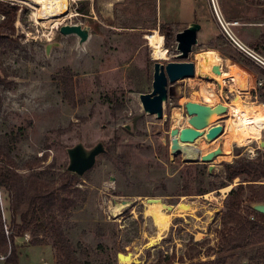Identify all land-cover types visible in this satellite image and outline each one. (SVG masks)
Wrapping results in <instances>:
<instances>
[{"label": "rangeland", "instance_id": "1", "mask_svg": "<svg viewBox=\"0 0 264 264\" xmlns=\"http://www.w3.org/2000/svg\"><path fill=\"white\" fill-rule=\"evenodd\" d=\"M4 1L20 10L15 21L18 35L0 42V73L5 79L0 82V145L19 164V173L26 179L44 170L45 176L56 178L68 169L70 147L81 143L91 149L103 143L106 148L95 166L81 176L77 206L61 217L77 257L94 264H152L159 250L168 254L187 251L190 237L209 238L210 245L217 247L227 197L241 183L240 178L227 182L233 185L227 192L216 188L225 180L223 162L233 161L237 152L255 157L258 149L264 151L260 148L264 130L261 140L232 143L231 154L221 153L211 172L210 164L184 163L181 155L170 153V130L188 124L187 101H222L216 94L220 92L217 81L196 73L169 82L163 118L146 112L140 100L142 93L153 90L156 61L182 60L176 33L189 23L214 17L212 24L199 31L187 60L197 64L218 53L209 49L210 44L229 43L215 16L213 0H89L87 14L79 8L88 0H70L72 16L61 25L90 26V37L83 45L78 35L62 34L61 25L51 28L38 23L30 4ZM214 1L236 37L264 57V45L257 40L264 31V0ZM191 6L197 10L192 18L188 16ZM156 33L164 36L168 49L164 60L153 56L149 37ZM167 34L172 37L169 46ZM244 98L257 100L253 94ZM230 133L226 126L222 146ZM28 160L33 169L22 167ZM200 189L205 193L197 194ZM6 196L0 187V206L8 222ZM151 197L167 206L193 207L172 215L169 228L161 232L145 213ZM118 203L129 205L115 215ZM248 204V200L243 202L242 212ZM261 225L263 230L254 243L230 252L227 264H264V222ZM38 236L45 241L33 243L30 232L17 239L20 263L57 264L52 238L43 232ZM120 254H131L135 261L124 263ZM0 264H6L2 254Z\"/></svg>", "mask_w": 264, "mask_h": 264}, {"label": "trees", "instance_id": "2", "mask_svg": "<svg viewBox=\"0 0 264 264\" xmlns=\"http://www.w3.org/2000/svg\"><path fill=\"white\" fill-rule=\"evenodd\" d=\"M19 10V6L0 0V15L3 16L0 20V42L18 35L15 21ZM79 10L87 14L90 2L87 1L86 6ZM171 40V35L167 34V46ZM4 80L0 73V82ZM32 165L28 160L22 167L33 169ZM223 165L225 180L216 184V188H223L228 185L227 182L232 183L237 178L241 179V183L227 197V208L220 220L218 246H211L209 238L195 240L190 237L186 242L187 251L177 254L174 250L168 254L159 250L152 264H227L230 252L251 245L260 235L264 214L254 210L251 204L264 202V151L258 149L255 157L237 152L233 161H224ZM19 167L9 151L0 145V187L7 194L8 201V222L0 206V255L5 256V263L21 264L18 238L30 232L33 243L41 244L45 240L38 235L43 232L52 238L57 264H94L77 257L61 219L77 206L81 192L77 185L82 180L81 176L67 169L58 177L50 178L42 170L32 172L25 179L19 173ZM203 191L200 189L197 194L205 193ZM246 200L249 204L242 212Z\"/></svg>", "mask_w": 264, "mask_h": 264}, {"label": "water", "instance_id": "3", "mask_svg": "<svg viewBox=\"0 0 264 264\" xmlns=\"http://www.w3.org/2000/svg\"><path fill=\"white\" fill-rule=\"evenodd\" d=\"M202 25L198 21L189 23L187 27L176 33V42L178 57L181 61H172L167 64L156 61L154 65L153 90L149 93H142L140 100L143 108L150 114L157 115L158 118L164 116V102L168 99L169 82H175L180 79L195 77L197 73L196 63L187 60L193 47L198 43V33ZM60 32L65 35L76 34L79 37V44L83 45L90 37L91 27L81 24H63L60 26ZM216 69V68H215ZM220 71V69H217ZM187 114V125L183 127H174L170 130V153L174 156L181 155L185 163H204L210 164L209 170L212 172L216 165L213 163L218 155L222 153V146L202 152L196 142L199 138H204L207 142H212L224 133V124L216 121L210 124L205 121L202 123V117H208L214 110L220 114H226L227 107L224 104L210 106L196 101H187L185 103ZM260 148H264V140L260 142ZM106 152L103 143H98L91 149H87L79 143L68 149L70 164L68 170L83 176L92 169L100 154ZM233 189V188H232ZM161 200L157 197L147 198V202ZM180 206H186L184 204ZM252 208L264 214V202H254ZM172 209V205H168ZM121 260L130 258L132 255H119Z\"/></svg>", "mask_w": 264, "mask_h": 264}, {"label": "bare ground", "instance_id": "4", "mask_svg": "<svg viewBox=\"0 0 264 264\" xmlns=\"http://www.w3.org/2000/svg\"><path fill=\"white\" fill-rule=\"evenodd\" d=\"M22 1L30 4L35 10L33 15L38 23H41L46 26L48 25L51 28L52 26H60L67 17L72 16L69 7L70 0ZM149 38L152 44L153 56L157 59L163 60L164 58H167L168 49L164 45V36L156 33L154 35H151ZM221 64L222 63L217 59L207 58L200 60L196 65L198 74L207 78H209L210 76V78H213L217 81L218 86L222 90V88H224V83L227 81L228 78L225 76L224 69H221ZM217 69H220V71H218ZM222 104L227 107L226 117L220 116L215 110L208 117H202V123H205L206 120L207 122L211 123L215 120L218 121V119L225 117L223 121L225 122L227 128H229L230 126V140L228 142H225L222 146L224 151L222 154H231L232 143H238L239 145H248L251 141L256 139L259 140L261 138V135L264 130V103H254L249 100L246 101L243 99L241 94L235 93L232 97H230V99H228V101H226L225 103L223 102ZM201 140L203 139L199 138L197 142ZM203 141L206 144L200 145V149L202 150V152H208L209 150L218 146L220 139H216L212 142H207L205 140ZM206 146L208 147V149L206 148ZM232 186L233 185L230 184L228 186L223 187L222 190L224 192H227L232 188ZM128 205L129 203H118L117 206H115L116 208L113 207L115 215L120 214L122 209ZM192 207H188L186 205L169 209V207L164 204L161 200L155 202L146 201L145 213L154 221L155 225L160 229V231L164 232L170 226L172 215L175 216L183 214L185 210H192ZM153 242L154 241L150 243ZM122 261L124 263H127L130 261H135V258L122 259Z\"/></svg>", "mask_w": 264, "mask_h": 264}, {"label": "crops", "instance_id": "5", "mask_svg": "<svg viewBox=\"0 0 264 264\" xmlns=\"http://www.w3.org/2000/svg\"><path fill=\"white\" fill-rule=\"evenodd\" d=\"M89 1V0H88ZM184 8V7H183ZM185 12V10H184ZM190 12L188 14L189 17H194L197 14V10L194 8V6L190 7ZM213 16L211 18H207L206 21L200 22L202 25L203 29L205 26H209L210 24L213 23ZM211 20V21H210ZM260 25L261 24H257ZM259 29V28H257ZM240 34H242V28L237 29ZM260 37L257 38L258 43L260 42L261 45H264V31L259 32ZM229 42V41H228ZM209 49L216 50L218 53H215L213 55H210L208 58H214L219 60L221 64V69H224L225 76L228 78L227 81L224 83V92L223 95L225 96V99H230L229 93L232 94V96L235 93H240L241 96H249L250 94H253L254 97L257 99L254 102L257 103H264V68L260 66L258 63H256L253 59L245 55L244 53L240 52L236 47H234L230 42L228 44H217V42H214V44L209 45ZM197 67V65H196ZM197 69V68H196ZM207 78V77H205ZM207 79H212L213 78H207ZM215 81V80H214ZM262 83L259 85V83ZM215 84V83H214ZM220 88V87H218ZM228 91V92H227ZM227 92V93H226ZM217 96L220 99V92H216ZM261 98V99H260ZM222 100V99H220ZM262 100V101H260ZM247 101V100H246ZM196 102L206 104V105H211L212 107L219 104L217 103H210L207 101H202L198 100ZM225 103L226 101H221L220 103ZM224 115V114H223ZM226 115V114H225ZM217 120L211 122L210 124H214ZM218 121H221L224 124V133L219 137L221 143L223 144V139L222 137L225 135V129H226V124L222 119H219ZM205 140L204 138H202ZM197 146L200 147V142H196ZM208 149V147H207ZM223 148H222V153H223ZM183 156H181V159L183 160ZM219 155L216 157L215 162H219ZM184 161V160H183ZM185 163V162H184Z\"/></svg>", "mask_w": 264, "mask_h": 264}, {"label": "built area", "instance_id": "6", "mask_svg": "<svg viewBox=\"0 0 264 264\" xmlns=\"http://www.w3.org/2000/svg\"><path fill=\"white\" fill-rule=\"evenodd\" d=\"M213 10L215 12V16L218 19V22L220 23V26L222 28V33L226 37V39L234 46L236 47L240 52L244 53L251 59H253L256 63H258L260 66L264 68V57L261 56L254 48L248 46L247 44L242 43L235 35L234 31L231 28V23L226 22L222 17L221 14L216 6L215 1L213 0ZM262 83L260 82L259 85ZM225 86V85H224ZM220 98L222 100L225 99V96L221 92L220 89ZM254 153V152H253Z\"/></svg>", "mask_w": 264, "mask_h": 264}]
</instances>
